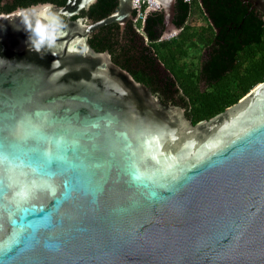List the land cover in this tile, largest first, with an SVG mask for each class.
Instances as JSON below:
<instances>
[{
	"label": "water",
	"instance_id": "obj_1",
	"mask_svg": "<svg viewBox=\"0 0 264 264\" xmlns=\"http://www.w3.org/2000/svg\"><path fill=\"white\" fill-rule=\"evenodd\" d=\"M98 1L52 4L67 27L40 52L0 14V264H264V82L194 125L92 48L137 16L90 23ZM151 1L178 36V0Z\"/></svg>",
	"mask_w": 264,
	"mask_h": 264
},
{
	"label": "trees",
	"instance_id": "obj_2",
	"mask_svg": "<svg viewBox=\"0 0 264 264\" xmlns=\"http://www.w3.org/2000/svg\"><path fill=\"white\" fill-rule=\"evenodd\" d=\"M67 1L0 0V14L45 3L65 6ZM196 3L210 24V30L200 29V34L188 25ZM117 10V0H99L81 17L89 16L95 23ZM175 12L174 23L182 29L177 37H199L206 43L198 74L186 73L175 65L168 68V48L173 40L160 41L164 30L161 12H153L145 21L134 24L127 35L121 36L117 25L102 28L92 35L90 44L96 52H109L117 65L147 87L164 84L184 102L188 118L196 125L221 114L264 82L263 14L253 8L250 0H178ZM135 30L148 44L136 41ZM173 52L170 50V54ZM157 61L165 65L168 76H161Z\"/></svg>",
	"mask_w": 264,
	"mask_h": 264
},
{
	"label": "clouds",
	"instance_id": "obj_3",
	"mask_svg": "<svg viewBox=\"0 0 264 264\" xmlns=\"http://www.w3.org/2000/svg\"><path fill=\"white\" fill-rule=\"evenodd\" d=\"M52 4L34 5L27 9H18L14 15L21 18V24L24 30L30 34L29 40L36 52L47 47L53 49L57 46V41L64 35V29L67 27L62 19V11H54ZM0 168H7V162L0 158ZM31 187V179L27 180ZM51 182L55 183L53 179ZM31 195H41V190L36 188Z\"/></svg>",
	"mask_w": 264,
	"mask_h": 264
},
{
	"label": "rangeland",
	"instance_id": "obj_4",
	"mask_svg": "<svg viewBox=\"0 0 264 264\" xmlns=\"http://www.w3.org/2000/svg\"><path fill=\"white\" fill-rule=\"evenodd\" d=\"M193 12L190 17L188 25L190 27L197 28V32L200 34V29L203 30H210V24L208 19L205 17L202 9L198 6V3H196L193 6ZM210 34V32L208 33ZM187 36L183 37H173L170 40H173L171 44H169V51L167 54V66L168 68L175 65L177 68L184 69L186 73L190 74H198L200 69V58L202 56L204 47L206 45L204 40H201L199 37H196L194 39H186ZM173 47V49L171 48ZM170 50H174L172 54H170ZM176 51V54H175ZM176 57H175V55ZM175 57V59H174ZM202 89H204L206 86L203 84L201 85Z\"/></svg>",
	"mask_w": 264,
	"mask_h": 264
},
{
	"label": "flooded vegetation",
	"instance_id": "obj_5",
	"mask_svg": "<svg viewBox=\"0 0 264 264\" xmlns=\"http://www.w3.org/2000/svg\"><path fill=\"white\" fill-rule=\"evenodd\" d=\"M133 16H134V20L133 21H131V22H129L128 24H127V26H126V28L124 29V30H121V28H120V35L121 36H123L124 34H128V33H130V32H132V28H134L133 27V25L134 24H138L139 23V21H137V18H136V12H134V14H133ZM88 18L89 20H90V23H93V21H91V19H90V17L89 16H84L83 18ZM118 26V25H117ZM136 31V30H135ZM97 32V31H96ZM163 32H164V30H163ZM163 32H162V34H163ZM136 33H137V31H136ZM94 34V33H93ZM92 34V35H93ZM132 34H134V33H132ZM138 34V33H137ZM162 34H161V36H162ZM92 35H91V37H92ZM131 36V35H130ZM135 37H136V41L139 43V44H142L143 42L142 41H145L146 42V44H148V42H147V40L146 39H144L143 38V35L142 34H138V35H135ZM160 41H167V40H161V37H160ZM153 57V56H152ZM123 58V57H122ZM122 58H120L121 60H122ZM128 60V59H127ZM200 62H201V60H200ZM157 63H158V65H159V71H160V73H161V76L162 77H164V76H168L169 75V71H167L166 69H165V65L163 64V63H160V61H157ZM150 89L152 90V92L157 96V97H159L160 98V100L164 103V104H167V103H173V104H175V105H177V106H184V102H182L180 99H179V97H176L173 93H172V91L170 90V89H167L166 87H165V85L164 84H156V83H154V85H151V87H150Z\"/></svg>",
	"mask_w": 264,
	"mask_h": 264
},
{
	"label": "built area",
	"instance_id": "obj_6",
	"mask_svg": "<svg viewBox=\"0 0 264 264\" xmlns=\"http://www.w3.org/2000/svg\"><path fill=\"white\" fill-rule=\"evenodd\" d=\"M135 6L137 9V21H144L145 11L150 7V2L148 0H136ZM158 6L156 5L155 8Z\"/></svg>",
	"mask_w": 264,
	"mask_h": 264
},
{
	"label": "bare ground",
	"instance_id": "obj_7",
	"mask_svg": "<svg viewBox=\"0 0 264 264\" xmlns=\"http://www.w3.org/2000/svg\"><path fill=\"white\" fill-rule=\"evenodd\" d=\"M150 2V5H152L153 7H156L157 4H155L153 1L148 0Z\"/></svg>",
	"mask_w": 264,
	"mask_h": 264
}]
</instances>
